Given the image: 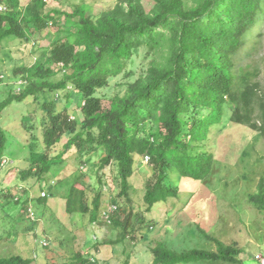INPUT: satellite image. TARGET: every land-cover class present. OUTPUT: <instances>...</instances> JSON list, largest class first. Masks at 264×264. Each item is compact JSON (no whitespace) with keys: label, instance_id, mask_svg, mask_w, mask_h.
Instances as JSON below:
<instances>
[{"label":"trees","instance_id":"16d2710c","mask_svg":"<svg viewBox=\"0 0 264 264\" xmlns=\"http://www.w3.org/2000/svg\"><path fill=\"white\" fill-rule=\"evenodd\" d=\"M21 5V0H0V7L7 8L0 11V45L10 38L29 41L54 20L51 15L42 17L36 5H29L26 12ZM263 12L264 0H117L98 17L77 8L72 16L79 18L76 33L67 34L66 41L55 40L35 66L23 69L27 85L22 93L10 94L0 102L1 118L14 102L31 97L39 100L49 89L66 92L65 97L71 100V85L82 97L78 119L57 111L55 105L48 107L45 99L49 122L43 128L44 154L40 159H30L21 179H45L53 166L74 155L77 167L85 170L83 160L102 152L101 168L115 165L121 196L128 199L125 206L115 204L117 210L110 213L111 223L121 229L119 241L142 231L144 228L138 225L144 224V219L138 224V219L133 220L134 212L128 210L132 206L130 178L138 158L150 156L155 168V177L144 196L146 209L151 211L157 204L178 197L179 187L170 177L173 174L200 184L211 177L218 152L193 156L187 137L194 141L207 137L211 126L221 122L225 106L234 107L232 124L251 128L254 137L264 136V95L258 75L237 62ZM141 50H145V68L140 77L105 109L97 92L108 86L110 78L124 73ZM52 64L64 74L69 72L58 84L45 81L54 74ZM200 107L210 109V115L201 128L194 123L187 131L189 113ZM149 120L155 121L157 129L150 134L146 130ZM7 142L1 129L0 165ZM11 165L0 167V173ZM83 179L80 173L72 178L65 195L66 211L89 215L94 223L106 207L102 193H91ZM51 185L58 187L56 181ZM41 189V196L33 197L32 202L27 199L26 206L33 201L46 204L52 193L46 190V183ZM249 201L264 213V177ZM204 235L217 244V251L179 253L162 242L152 249L154 264L244 263L238 258L242 249L237 245H225ZM41 241L40 246L48 248ZM6 255L10 257L1 258L0 264L32 263L19 254ZM75 259L73 264L88 263L82 253Z\"/></svg>","mask_w":264,"mask_h":264},{"label":"rangeland","instance_id":"374dc122","mask_svg":"<svg viewBox=\"0 0 264 264\" xmlns=\"http://www.w3.org/2000/svg\"><path fill=\"white\" fill-rule=\"evenodd\" d=\"M21 1L24 12L29 5H36L42 17L51 15L54 20L49 21L42 34L31 35L29 41L10 38L0 45V102L10 94L22 93L27 85L23 69L35 66L55 40L66 41L67 34L76 33L79 18L72 16L77 8L98 17L117 3V0ZM246 41L237 62L258 75L264 95V12ZM144 55L145 50H141L124 73L110 78L108 86L97 92L105 109L115 96H124L128 85L140 77L145 68ZM50 68L54 74L45 81L53 84L63 81L69 73L64 74L54 64ZM68 89L73 90L71 100L65 97L66 92L49 89L39 100L31 97L14 102L0 118V130L8 138L3 157L12 164L0 173V259L10 257L6 254H19L31 259V264H73L76 254L82 253L86 264H154L152 249L162 242L179 253L195 249L217 251V244L209 241L205 233L225 245H237L242 249L238 258L245 264H264V213L249 201L264 177V136L254 137L251 128L232 124L233 106H225L221 122L211 126L207 137L198 141L187 137L193 156L218 152L211 177L200 184L173 174L170 177L179 187L178 197L157 204L151 211L146 209L144 196L149 181L155 177V168L150 162L137 159L130 178L132 206L128 210L134 212L133 220L138 219V224L142 219L145 222L138 225L144 228L142 231L130 234L126 240L119 241L121 229L102 217L113 205L122 207L128 200L126 195L121 196L115 165L101 168L102 152L83 160L85 170L77 167L74 155L53 166L45 179L31 176L22 180L20 175L29 169L30 159H40L44 154L43 128L49 122L45 99L48 107L55 105L57 111L77 119L81 116L82 97L71 85ZM210 113V109L203 107L191 111L187 131L194 123L201 128ZM146 130L148 134L157 130L154 120L147 121ZM78 173L83 175L82 181L91 193L103 195L106 209L94 223L89 215H71L66 211V191ZM51 181H56L58 187L52 186ZM45 183L52 195L44 205L31 203L33 214H37L33 221L25 201L40 197ZM40 241L47 243L48 248L40 246Z\"/></svg>","mask_w":264,"mask_h":264},{"label":"built area","instance_id":"2783aa9c","mask_svg":"<svg viewBox=\"0 0 264 264\" xmlns=\"http://www.w3.org/2000/svg\"><path fill=\"white\" fill-rule=\"evenodd\" d=\"M0 11H1V12H6V11H7V8H6L5 6H1V7H0ZM21 84H22V83H21ZM17 93H19V92H17ZM150 160H151V157L148 156V155L144 158V162H145V163H149ZM1 162H2L1 165H0L1 168L7 166L9 163L11 164V161L8 160V159H5V158H3ZM42 195H44V193H43ZM117 208H118L117 206L113 205L110 209H108L107 211H105V212L102 214L103 219H104L105 221L111 223L110 213H111V212H115V211L117 210ZM28 210H29V212H30V216L32 217V219L35 220V215H34L35 213L33 214V212H32V207L30 206V207L28 208ZM44 245L47 246L48 244H47V243H44Z\"/></svg>","mask_w":264,"mask_h":264},{"label":"clouds","instance_id":"9594fccd","mask_svg":"<svg viewBox=\"0 0 264 264\" xmlns=\"http://www.w3.org/2000/svg\"><path fill=\"white\" fill-rule=\"evenodd\" d=\"M26 189V188H25ZM19 200V199H18ZM18 200H16V201H18ZM31 206V204L29 203L27 206H26V208H27V210H28V208Z\"/></svg>","mask_w":264,"mask_h":264}]
</instances>
